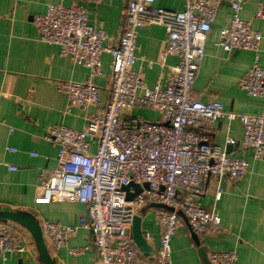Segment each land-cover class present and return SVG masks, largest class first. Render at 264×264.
<instances>
[{
    "label": "built area",
    "instance_id": "built-area-1",
    "mask_svg": "<svg viewBox=\"0 0 264 264\" xmlns=\"http://www.w3.org/2000/svg\"><path fill=\"white\" fill-rule=\"evenodd\" d=\"M83 1L99 6L108 0ZM155 1L128 0V26L109 46L106 43L110 36L90 24L83 5L52 4L34 20L43 43L58 46L62 56L89 70L83 82L56 83L67 97L69 110L73 107L82 111L91 107L98 109L96 114L87 117L83 130L56 125L45 136L58 148L60 168L41 172L44 190H54L55 196L40 198L38 202L49 203L56 197L61 202L84 204L88 209L78 226L58 222L41 224L51 254L67 247L70 239L83 228L93 236L98 264H140L132 239L134 218L145 206L160 205L168 209L158 208L154 214L160 228L156 264H173L172 241L179 227V214L187 218L198 235L224 231L215 205L207 209L196 197L203 192L204 184L217 176L215 201H218L224 176L236 182L249 171V162L229 155L227 146L235 144L232 138L227 139L225 146L210 144L209 134L215 123L222 118L229 122L238 120L244 129L242 147L251 150L255 160L264 159V114L227 112L220 102L203 103L193 97L205 43L223 3L230 4L233 17L230 25L220 31L218 46L228 54L235 51L258 54L263 35L241 17L244 2L183 0L182 11H167L154 7ZM255 19L264 21V2L259 4ZM150 25L164 27L167 34L160 63L163 65L168 56L179 59L177 65L170 67L167 83L158 82L152 88L147 86L143 71L135 69L138 31ZM104 54L112 57L110 99L106 105L96 84L104 76ZM238 85L249 96L264 98V68L259 65L258 55ZM135 109L155 111L160 120L152 122L135 116ZM8 151L17 150L9 148ZM53 179L68 180L73 189H54ZM131 183L147 187L128 201L123 187ZM83 251L70 249L73 255ZM29 252L19 236L7 224L0 223V259L5 261L10 254ZM208 264H238V255L213 252L208 256Z\"/></svg>",
    "mask_w": 264,
    "mask_h": 264
},
{
    "label": "crops",
    "instance_id": "crops-1",
    "mask_svg": "<svg viewBox=\"0 0 264 264\" xmlns=\"http://www.w3.org/2000/svg\"><path fill=\"white\" fill-rule=\"evenodd\" d=\"M240 1L244 2L241 17L263 35L260 50L258 54L251 51L228 54L218 46L220 31L230 25L233 17L230 4L223 3L205 43V56L195 80L193 97L203 103L220 102L227 112L264 114V98L251 97L238 85L252 69L257 55L259 65L264 68V21L255 19L258 6L264 0ZM52 4L83 5L88 11L90 24L110 36L106 43L109 46L128 26V0H108L99 6L83 0H0V207L30 214L40 224L58 222L78 226L81 218L87 215L86 205L61 202L56 197L49 203L38 202L40 198L55 196L54 190H44L41 172H54L60 168L57 146L45 139L50 128L64 125L81 131L87 124V117L98 112L95 107L87 111L74 107L69 110L66 95L56 86L59 81L83 82L89 70L62 56L58 46L40 40L34 20L45 14ZM154 7L182 11L184 1L156 0ZM166 39L165 28L160 25H150L138 31L135 69L143 71L150 88L158 82L165 85L170 67L179 62L177 57L168 56L163 65L160 63ZM102 64L104 76L98 78L96 84L106 105L110 99L112 57L104 54ZM150 111L135 109L133 114L136 116L138 112L137 116L149 121L143 113ZM158 116L156 119L160 120ZM243 136L244 129L238 120L229 122L222 118L215 123L209 134L210 144L225 146L227 139L232 138L235 144L227 146L229 155L249 162V171L236 182L224 176L220 181L222 196L218 201L215 197L219 179L213 176L196 197L207 209L215 205L224 231L198 235L187 218L179 214V227L172 241L173 264H208V256L213 252H236L238 264H264V159L255 160L253 152L242 147ZM9 148L17 151L9 152ZM95 150L96 144L92 147V151ZM13 167L17 170H11ZM52 186L59 190L61 187L66 191L73 189L68 180L53 179ZM155 211L150 208L142 215V232L153 249V255L146 256L135 245L140 264H156L160 228L154 221ZM12 228L30 252L10 254L5 261L0 259V264H43L31 233L15 223ZM72 248L84 251L73 255ZM51 255L56 264H98L99 260L93 247V236L83 228L70 239L67 247Z\"/></svg>",
    "mask_w": 264,
    "mask_h": 264
},
{
    "label": "water",
    "instance_id": "water-1",
    "mask_svg": "<svg viewBox=\"0 0 264 264\" xmlns=\"http://www.w3.org/2000/svg\"><path fill=\"white\" fill-rule=\"evenodd\" d=\"M217 177V176H213ZM146 185H139L131 183L128 186H124L123 190L127 193L128 201H132L137 195L142 193L143 189L146 188ZM133 190V192H132ZM150 208H164L168 209L165 206L160 205H147L143 208L139 215L134 218L133 228H132V239L134 244L143 252L146 256L153 255V249L148 244L147 239L144 237L142 232V215L144 212L148 211ZM172 211L171 209H169ZM0 221L2 222H15L26 228L32 235L39 256L43 264H56V261L53 259L48 246L44 240L41 224L36 220V218L30 214L24 212H15L3 210L0 207Z\"/></svg>",
    "mask_w": 264,
    "mask_h": 264
},
{
    "label": "rangeland",
    "instance_id": "rangeland-1",
    "mask_svg": "<svg viewBox=\"0 0 264 264\" xmlns=\"http://www.w3.org/2000/svg\"><path fill=\"white\" fill-rule=\"evenodd\" d=\"M109 88V87H108ZM136 114L138 115L139 113L136 112ZM142 114V113H141ZM136 115V116H137ZM143 116H145L147 119H151L152 122H155V121H158L157 116H158V113L154 112V111H150V112H147V113H143ZM159 117V116H158ZM156 119V120H155Z\"/></svg>",
    "mask_w": 264,
    "mask_h": 264
},
{
    "label": "trees",
    "instance_id": "trees-1",
    "mask_svg": "<svg viewBox=\"0 0 264 264\" xmlns=\"http://www.w3.org/2000/svg\"><path fill=\"white\" fill-rule=\"evenodd\" d=\"M0 223H5V222H2V221H0ZM13 223H15V222H7V223H5V224H7L9 227H10V229H11V231L13 232V233H15V231L13 230V228H12V224ZM15 224H18V223H15ZM18 225H20V224H18ZM21 226V225H20ZM24 228V227H23ZM24 229H26V228H24ZM27 230V229H26ZM28 231V230H27ZM32 237V236H31ZM33 238V237H32Z\"/></svg>",
    "mask_w": 264,
    "mask_h": 264
}]
</instances>
